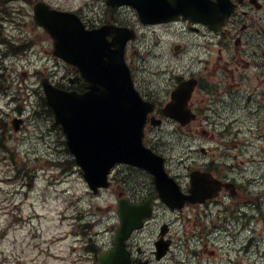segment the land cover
<instances>
[{"label":"rangeland","instance_id":"rangeland-1","mask_svg":"<svg viewBox=\"0 0 264 264\" xmlns=\"http://www.w3.org/2000/svg\"><path fill=\"white\" fill-rule=\"evenodd\" d=\"M37 1L10 0L6 19H0V40L8 39L0 44V73L4 75L0 80L5 81V89L0 93V115L8 127L6 147L0 150V264H97L94 252L85 247L93 242L104 249L112 245V236L119 225L118 190L104 188L94 194L75 163L52 164V161L64 164L74 157L67 148L65 135L45 111L40 81L48 76L55 83L67 85L71 69L56 59L52 39L35 23L33 6ZM45 1L62 10H79L88 20L106 18L103 0ZM130 11L133 12L126 8L124 14L116 12L113 16L124 22L135 16L128 17ZM140 31L142 38L132 47L137 50L136 79L140 88L162 100L168 96L177 76L190 72L189 67H176L172 63L176 60L172 47L181 39L167 32ZM30 39L34 45L26 54L7 52L8 41L17 44ZM155 42L160 45L149 51L148 56L137 55L145 44L152 49ZM145 51L143 47L142 53ZM184 55L177 56L189 61V53ZM201 96L206 97L203 93ZM14 116L24 118L18 132L10 123ZM203 124L198 120L190 129L182 130L178 124L166 121L159 130H153L154 138L164 143L159 148L167 152L177 172L185 171L180 160L196 166L204 163L205 155L198 150L203 143ZM188 130L194 136L184 133ZM128 175L122 189L134 192L139 187L135 183H141L144 175L135 171L123 177ZM197 209L189 213L188 220L175 225L179 231L176 256L153 264H231L226 257H234V263L264 264V256L260 254L264 253V235L259 249L254 245L249 251L240 250L243 243L234 242V229L224 208L216 205ZM75 228L82 232L77 237L73 234ZM154 229L139 234L137 242L150 247ZM257 229L261 231L260 226ZM248 235L244 233L243 237Z\"/></svg>","mask_w":264,"mask_h":264},{"label":"flooded vegetation","instance_id":"flooded-vegetation-1","mask_svg":"<svg viewBox=\"0 0 264 264\" xmlns=\"http://www.w3.org/2000/svg\"><path fill=\"white\" fill-rule=\"evenodd\" d=\"M194 2L198 7L194 16L181 15L172 21L144 22L129 6L118 11L117 8L108 7L106 18L101 21L86 20L83 16L87 26L98 27L106 22H118L113 16L116 12L124 14L126 8L135 12L130 11L128 14V17H134L124 22L119 20L121 24L133 27L138 32L137 38L128 42L126 50L133 68L137 50L133 51L132 47L142 38L140 30L151 29V32H167L180 37L181 41L175 42L171 50L172 57L176 59L172 63L176 67H189L190 72L186 77L183 74V78L176 80L167 100L172 89L185 78L197 79L189 103L197 118L186 128L190 129L198 120L204 123L202 145L205 158L204 163L198 166L183 162L185 171L182 173L167 162V171L177 180L184 193L190 190L191 173L195 169L208 171L221 181L219 192L204 202L172 207L158 196L154 176L147 170L141 169L144 179L141 183H135L139 187L134 192L122 189L126 178L122 179L121 176L125 169H139L126 164L117 165L113 170L111 187L118 190V196L129 197L137 203L150 201L151 205V215L143 220V226L138 230L140 232L136 231L128 243L135 264H152L156 261L155 246L159 240L170 241L168 256L179 234L174 227L176 223L188 220L187 213L195 212V208L199 210L202 206L217 205L224 208L234 225V232L238 228L240 234L243 230L249 233L245 240L247 246L259 243L264 233V0ZM204 12L208 20L202 17ZM212 17L219 22L212 25ZM159 45V42H155L151 49L145 44V53H142L141 47L137 55L144 58ZM186 53H189V61L180 58L186 57ZM205 73L208 76L203 75ZM202 93L206 97H202ZM167 100L160 104L164 106ZM156 113L162 116L161 112ZM147 127L151 128V125ZM152 132L148 129L147 134ZM184 133L189 136L195 134L189 130ZM167 214L173 215L175 219H167ZM257 226H260V232ZM151 227L155 228L154 238L148 248L137 242V236ZM163 230L165 235L162 238ZM189 239L190 236H187L186 241Z\"/></svg>","mask_w":264,"mask_h":264},{"label":"water","instance_id":"water-1","mask_svg":"<svg viewBox=\"0 0 264 264\" xmlns=\"http://www.w3.org/2000/svg\"><path fill=\"white\" fill-rule=\"evenodd\" d=\"M119 2L133 4L143 20H152L149 16L166 20L170 18L167 16L174 14L172 9H176L173 7L175 0ZM180 7L187 8L184 5ZM35 19L52 36L55 53L76 65L87 81V89L82 93L54 86L47 78L42 80V84L56 123L63 127L68 147L83 168L90 187L97 192L100 186H108L107 178L112 166L126 162L152 171L161 195H171L170 190L179 191L165 172L163 158L143 144L150 106L135 89L125 62L126 29L113 26L86 29L75 14L53 9L43 1L35 5ZM108 34L113 35L112 41L108 40ZM191 86L190 83L187 90L184 87L175 92L174 102L169 106L174 109L170 115L181 117L176 112L183 113L182 106L185 108ZM178 107L181 109L175 110ZM183 115H189L188 111L184 110ZM20 122L18 118L13 121L16 130ZM203 182L206 183L204 174L195 172L192 194L184 199L195 201L202 198L199 194H205ZM144 212V207L120 201L121 226L114 235V248L98 255L100 264H133L126 240L133 229L141 225Z\"/></svg>","mask_w":264,"mask_h":264},{"label":"trees","instance_id":"trees-1","mask_svg":"<svg viewBox=\"0 0 264 264\" xmlns=\"http://www.w3.org/2000/svg\"><path fill=\"white\" fill-rule=\"evenodd\" d=\"M25 44H22V45H19L18 46V51H22L24 48H25ZM1 76V74H0ZM3 76V75H2ZM41 99L43 100V106L45 107V111L47 112L48 115L52 116L53 113H52V110L46 106V102H45V99L43 96H41ZM1 124H3V134L1 136V142L3 144V146H5V139H6V127H7V124H6V121L2 120Z\"/></svg>","mask_w":264,"mask_h":264}]
</instances>
